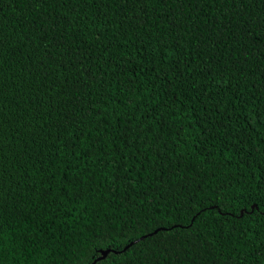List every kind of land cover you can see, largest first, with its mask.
Wrapping results in <instances>:
<instances>
[{"label":"trees","instance_id":"obj_1","mask_svg":"<svg viewBox=\"0 0 264 264\" xmlns=\"http://www.w3.org/2000/svg\"><path fill=\"white\" fill-rule=\"evenodd\" d=\"M155 231L96 264H264V0H0V264Z\"/></svg>","mask_w":264,"mask_h":264},{"label":"water","instance_id":"obj_2","mask_svg":"<svg viewBox=\"0 0 264 264\" xmlns=\"http://www.w3.org/2000/svg\"><path fill=\"white\" fill-rule=\"evenodd\" d=\"M255 208H257V206H256V205H253V206H252V211H253ZM243 213H244V212H242L241 215H242ZM156 232H157V231H155V232H153V233H151V234H149V235L142 236V237L138 238L136 241H133L132 243H130L129 245H127V246H126L123 250H121V251H114V250H110V249H108V250H106V251H102V252H101V256H100L98 259H96V260L93 262V264H96L97 262H99V261L105 259V258L107 257V255H108L109 253H111V252H114V253H119V252H120V253H121V252L127 250L130 246H132V245L135 244L136 242L138 243V242H140L141 240H143L145 237H147V236H151V235H153V234L156 233Z\"/></svg>","mask_w":264,"mask_h":264}]
</instances>
